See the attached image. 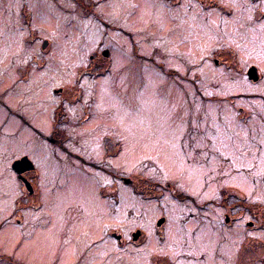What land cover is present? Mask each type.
<instances>
[{"label": "rangeland", "instance_id": "374dc122", "mask_svg": "<svg viewBox=\"0 0 264 264\" xmlns=\"http://www.w3.org/2000/svg\"><path fill=\"white\" fill-rule=\"evenodd\" d=\"M196 15L191 9L172 7L169 0H0V264H136L137 247L149 243L146 233L137 235L132 230L128 234L131 239L123 235L126 246L118 251L113 244H120L111 235L115 228L102 227L110 223L106 214L116 209L131 214V205H147L149 200L157 207L164 205L163 200L157 202L154 193H149L155 180L148 185L141 182L153 174L165 185L183 184V190L188 191L185 194L199 203L218 200L220 186L232 188L234 194L245 196L251 203L246 192L252 184L243 185L242 181L244 177L251 181L250 171L255 169L239 164L251 162L257 169L261 165L264 153L256 148L264 146L259 143L264 138V86L248 89L246 82L231 85L230 75H222L213 59H208L203 74L198 64L191 63L199 57L196 45L206 39L207 30L203 19H193ZM33 35L41 43L35 46L38 55L27 70L20 59L31 55L28 42ZM82 60L87 68L81 66ZM22 76L28 81L21 82ZM257 84L264 85V79ZM68 88L75 89L78 98L70 105L72 112L59 103ZM232 96H238L237 106L246 108L247 120L240 119V110L230 104ZM51 97L57 102L53 103ZM129 104L143 109L140 118L151 116L161 123H179L182 116L185 124L198 123L200 133L207 129L212 134L214 126L226 129L232 135L231 150L236 152L238 164H219L211 156L205 161L199 155L205 149L196 150L184 165L164 155L146 159L155 157L156 152L142 147L143 141L137 143L134 136L151 132L140 118L128 131L125 109ZM59 109L68 112L71 122L56 124L61 117ZM86 114L90 118L85 120ZM80 121L85 124L77 125ZM56 130L62 132L61 136L74 137L70 150L90 161L101 162L103 150L97 146L89 149L86 143L97 141L103 149L102 139L110 154L120 157L109 158L106 173L79 163L74 166L68 154L46 140L60 136ZM188 131L197 135L194 127ZM117 133L127 139L118 138ZM183 142L195 149L187 133ZM24 154L33 162V169L21 176L28 173L30 178L39 173L43 186H38L40 180H32L25 196H21L13 191V179L20 177L13 165ZM193 159L199 163H191ZM161 165L170 175L167 181L159 180ZM74 167H78L80 177L69 172ZM221 170L229 175H221ZM121 176L126 182L120 180ZM80 178L85 181L81 183ZM133 181L138 187L131 186ZM101 185L109 187L108 197L101 196ZM116 187L122 197L121 206L117 204L116 198L120 197ZM115 190L117 193L111 192ZM161 190L156 195L165 189ZM32 191L34 195L29 193ZM253 191V200L264 193V181L259 177ZM76 194L89 198L71 199ZM125 197H129L130 204L125 203ZM41 199L50 203L55 218L51 223L42 224L44 220L39 221L41 217L32 207ZM21 203L28 206L26 214L19 208ZM64 204L66 222L57 229L61 216L58 207L64 208ZM169 209L170 222L157 225L160 216L153 221L150 246L164 248L167 241L170 253H179L180 264H264V228L251 230L246 224L250 216L232 217L229 223L222 221L221 226L222 211L213 206L199 212L192 204L170 198L165 210ZM188 217L192 221L183 224ZM174 223L176 230H171L170 240L164 233ZM162 235L164 240L158 244ZM134 236H138L136 243ZM201 236L206 238L202 242ZM202 253L206 258L199 261Z\"/></svg>", "mask_w": 264, "mask_h": 264}, {"label": "snow or ice", "instance_id": "6c2138e0", "mask_svg": "<svg viewBox=\"0 0 264 264\" xmlns=\"http://www.w3.org/2000/svg\"><path fill=\"white\" fill-rule=\"evenodd\" d=\"M135 8L136 5H130ZM181 8L191 9L197 15L193 16V19L197 17L205 21L204 33L206 39L197 44L199 48V57L197 60L192 61L193 65H199V71L203 74L204 66L208 63V58L211 56H217L216 64L220 67V72L223 75L224 69H227L231 74L229 76V82L231 85L240 86L247 83V88H260L264 85L253 84L248 80L245 75V69L249 67V61H256L252 67L256 68L262 75H264V0H188L186 5H180ZM202 14V15H200ZM210 23V27H209ZM199 39V38H197ZM41 41L37 35H33L31 41L28 42V51L31 55L27 58L20 59V65L29 68V62L34 56L38 55V49L35 47L40 44ZM228 49V53L223 51H217L218 49ZM151 54V53H149ZM102 63V61H101ZM81 66L87 68V64L82 60ZM190 70V69H189ZM71 75L75 76L73 72ZM83 73L81 78H83ZM54 84L60 86L59 82L53 78ZM79 83V81H77ZM211 95L212 93H208ZM223 95V93H218ZM53 103H56L55 97H51ZM75 95V89L68 88L65 96L59 101L64 107L68 108L69 112L73 109L70 105H73L77 101ZM143 109L137 105L129 104L126 106L125 112L129 117V125L126 126L128 131L131 132V128L135 126V121L140 118V114ZM179 123L176 120L171 122L165 121L161 123L158 120H154L151 116H145L140 118V123L145 124L147 129L151 132V135L147 133H141L139 137H135L137 143H142V147L154 150L156 152L155 157L146 156V159H159L161 155H164L168 160H179L181 165H184L189 161V158L193 157V153L199 149H205L206 151H200L199 155L207 161L211 156L212 160L216 163L223 164L227 162L230 166H236L238 164V158L236 152L231 150L232 135H230L226 129H221L218 126H214V132L209 134L205 129L203 133L199 132L200 125L198 123L185 124L183 117H179ZM123 123V121H122ZM189 127L197 129V135L193 136ZM187 133L189 139L195 143V149L191 144H185L183 142L184 134ZM118 138L127 139L121 134L117 133ZM152 137H156L155 140ZM198 137H200L198 139ZM215 141V143H212ZM260 145H264V138L259 141ZM97 148L101 151V145L97 144ZM125 151L127 149L125 148ZM257 152L264 153V147H257ZM219 157V159H218ZM231 157V159H230ZM27 158V154L19 157L20 160ZM256 157H253L255 159ZM261 165L257 169L251 162L240 163L239 167H247L250 170L251 181L248 177H244L242 184H252L251 188H248L246 195L252 203L264 204V194L256 196L253 200L256 179L259 177L264 181V155L260 156ZM191 163L198 164V160H191ZM120 167V165H117ZM164 165H161V171L159 173V180L167 181L170 179L168 172L163 171ZM215 169H213L214 171ZM183 171V168L180 169ZM221 175L228 176V172L221 170ZM139 179V178H138ZM155 174L144 177L141 181L145 185H148L152 181L156 180ZM231 180H235V177H231ZM32 180H40L39 187L43 186V181L39 173H34L30 178L29 176H20L18 179H13V191L19 192L21 196H25L28 188L31 187ZM106 183H112L110 180H106ZM23 185V187H22ZM157 183H152V187H157ZM177 188L183 190V184L176 182L169 190L165 188L163 192L155 197L157 202L163 200L165 203L162 207H157L151 203V200L147 202V205L141 203L138 207L131 205V214L125 209H116L112 213H107V219L110 223L103 224L102 230L115 228L116 231H121L122 234L131 239L128 235L130 231L135 230L139 235L141 231L146 233L149 243L147 245H141L137 247V261L136 264H178L177 257L179 253L171 252L168 250L170 245L167 241H164L165 247L158 248L152 247L151 237L154 234L155 227L153 221L158 217H162L164 210L167 208V202L172 197V193ZM243 190V187H242ZM21 210L26 205L21 203ZM261 218L264 219V209L260 210ZM170 219V217H169ZM250 220L251 217H248ZM164 235H167L168 239H172L171 227L165 230ZM164 240V236L158 238L159 244ZM120 245L113 244V248L118 251L121 250ZM107 255V253H104ZM188 255H195L193 252H189Z\"/></svg>", "mask_w": 264, "mask_h": 264}, {"label": "flooded vegetation", "instance_id": "af4514ba", "mask_svg": "<svg viewBox=\"0 0 264 264\" xmlns=\"http://www.w3.org/2000/svg\"><path fill=\"white\" fill-rule=\"evenodd\" d=\"M169 1L171 2L172 7H177L178 9L181 8L180 5H185V2H186V0H169ZM225 49L224 50L223 49H218L217 51H223L225 54H227L229 50L228 49L225 50ZM208 59H211V60L213 59L214 67H217V69L218 68L220 69V67L216 64V60L218 59L217 56L214 55V56H211ZM253 63H257V62L249 63V67L247 69H245V75H247L249 81H252L254 84H257L261 80L264 79V75H262L256 68L252 67ZM165 67L166 66L164 65V68ZM27 70H30V67ZM224 73H227V74L231 75L228 72L227 69H224ZM28 79H29L28 77L22 76L20 78V81L21 82H27ZM237 99H238V96H236V97L232 96L230 98L229 102L234 107L235 110H240L239 111V112H241L240 113L241 115H239L240 119L247 120L246 118L248 117V112L246 111V108L244 106L243 107L237 106V102H238ZM57 113L61 117L58 119L56 124H67L68 121L71 122L70 117H68L69 116L68 112H62L59 109ZM61 113H63V114H61ZM244 113H247V114L244 116L243 115ZM88 114L85 115V118H84L85 120L90 118V117H88ZM62 118H63V120H62ZM251 121H253V120H251ZM78 124H79V126H81V124H85V121H80V122L77 123V125ZM55 132L60 134V136L57 137V135H56L54 138H46V140H49L52 143L53 147L56 148L57 150L65 152L66 154H68L69 157L71 158V160L73 161L74 166H78V163H79L80 165H82L85 168H91L93 170L102 171V172L106 173L109 170V167H108L109 158L112 157V158L118 159V157H119V154H117L116 156H113V155L110 154L107 145L105 144V142L102 139L101 142H102V146H103V153H102L101 162L96 163V162L90 161L87 158V156H84L82 153L76 152L75 150H70L69 145L74 141V137H72V136H61L62 132L59 131V130H56ZM96 142L97 141H95V143L92 144V141H89V142L86 143V145H87V147L89 149H91L92 147L95 148L97 146ZM94 144H95V146H94ZM85 171H86V169H85ZM69 172H72L73 174H76L77 177H80L79 176L80 174L78 173L79 172L78 167H74L73 170L69 171ZM27 174L28 173H26V176H27ZM81 175H84V174H81ZM120 180L122 182H126V178L124 176H121ZM80 181L82 183V181H85V180L80 178ZM154 182L157 183V180H155ZM173 185L174 184H170V183L165 185L162 182H158V186L153 188L152 184H151L150 193L151 192L154 193V197H156L157 196L156 194L158 192L162 191L161 188H163V189L168 188L170 190L173 187ZM131 186L138 187V185H136V181L135 182L133 181V184ZM108 188H109L108 186H104V185L100 186V189H101L100 193H101L102 197H106L107 194L110 193V191H108L109 190ZM116 190H117V187H116ZM116 190L115 191H111V192L112 193H114V192L117 193L118 192L117 195L119 194V197H120V192L118 190L116 192ZM229 190L232 191V188H228L226 186H220V188L218 189L219 199L215 200L214 203H212L211 201H204V202L199 203L194 198V196H192V195L190 196V195H186L185 194V192H188V191L182 190L180 188H177L176 191L172 193V197L171 198H173L175 201H178V203L186 202V203L192 204V205H194L195 210H197L199 212H206L208 210L209 206H213V207L221 210L222 211V216H221V220L219 221L221 226H222V221H224V220H225V223L226 222L229 223L231 220H233L232 217L233 218H244V217H246L248 215V216L251 217V219L248 220V222L246 224L248 225V227L252 228L251 230L254 231L256 229L257 230L263 229L264 228L263 227L264 226V219L261 218L260 210L264 209V205L259 207V206L255 205V203H252V202L250 203L248 200H246L245 196H243V197L238 196V194H234L233 191H232V193H230ZM240 192H241V195H243L242 194L243 191H240ZM29 193L31 195L35 194L34 191L29 192ZM42 193H41V195H42ZM224 199H225V201L223 202ZM116 200H117V204L121 206V204L123 203L122 197H120L119 199L116 198ZM79 202H81V201H79ZM81 203H83V202H81ZM49 204H48V202L43 201L41 199V201H38V203L35 206H32L33 209L41 217L39 219V221L41 219L44 220V222L42 224H45L47 222L51 223L55 219L54 215H51L52 208L50 207ZM57 204H59V203H57ZM65 205L66 204H64V208H63L64 210L66 208ZM27 207L28 206L23 208L25 210V214L27 213V210H28V209H26ZM56 207H58V206H56ZM19 208L21 209L20 206H19ZM168 212L170 213V209L167 210V211L164 210V214H163L162 217H159V220L157 221V225L159 224V222L161 220H163L164 222L160 226H162L164 223L170 222L171 218L169 219V213ZM192 219L193 218H190V217L185 218V220L183 221V224L191 222ZM111 235L116 238L117 242L122 246V248L124 246H126L125 245L126 241L123 238V234H121L120 232L118 233V232L115 231V232H112ZM250 241H251V239L249 238V243H250ZM100 242L101 241H98L97 244H95V245H98ZM133 242L136 243L137 240H134V238H133ZM205 258L206 257L204 255V253H202L200 255L199 261H202ZM179 261L180 260H178V264H180Z\"/></svg>", "mask_w": 264, "mask_h": 264}, {"label": "bare ground", "instance_id": "6f19581e", "mask_svg": "<svg viewBox=\"0 0 264 264\" xmlns=\"http://www.w3.org/2000/svg\"><path fill=\"white\" fill-rule=\"evenodd\" d=\"M148 9V8H147ZM122 56H124L123 54H121ZM122 56L120 57V63H123V61H124V59L122 58ZM73 59V58H72ZM72 59L70 60L71 62H72ZM230 117V116H229ZM94 146H95V144H94ZM119 157H120V155H119ZM172 162H173V160H172ZM171 167H173L172 165H171ZM49 172V171H48ZM47 172V173H48ZM49 174V173H48ZM6 183V182H5ZM7 184H8V182H7ZM8 186V185H7ZM9 189V188H8ZM83 196H87V195H75V196H73V195H71V199H79V198H81V197H83ZM87 198H89L88 196H87ZM125 203H129V197H125ZM7 202V201H6ZM130 204V203H129ZM59 208V211H60V217L57 219L58 220V222H57V224L55 225V226H57V229H59L60 228V226H62L63 225V223H65L66 222V215H65V212H64V210H63V207L62 206H59L58 207ZM64 221V222H63ZM174 227L171 229L172 231H175L176 230V223H174V225H173ZM56 228V227H55ZM53 232H55V229L53 230ZM174 234V233H173ZM206 238L205 237H203V236H201L200 237V242H202V241H204Z\"/></svg>", "mask_w": 264, "mask_h": 264}, {"label": "water", "instance_id": "95a60500", "mask_svg": "<svg viewBox=\"0 0 264 264\" xmlns=\"http://www.w3.org/2000/svg\"><path fill=\"white\" fill-rule=\"evenodd\" d=\"M46 43L44 44V48L46 47ZM107 55V54H105ZM13 169L15 170V172L17 174H19L21 176V174L27 170H31L33 169V164L32 162L29 160V158H26L25 160H19V161H16L13 165ZM164 221L161 220L159 222V225H161ZM138 239V236H134V240H137Z\"/></svg>", "mask_w": 264, "mask_h": 264}, {"label": "trees", "instance_id": "16d2710c", "mask_svg": "<svg viewBox=\"0 0 264 264\" xmlns=\"http://www.w3.org/2000/svg\"><path fill=\"white\" fill-rule=\"evenodd\" d=\"M149 193H150V191H149Z\"/></svg>", "mask_w": 264, "mask_h": 264}]
</instances>
